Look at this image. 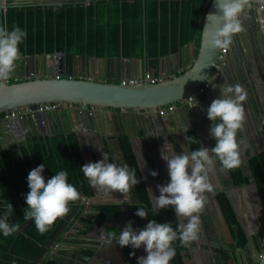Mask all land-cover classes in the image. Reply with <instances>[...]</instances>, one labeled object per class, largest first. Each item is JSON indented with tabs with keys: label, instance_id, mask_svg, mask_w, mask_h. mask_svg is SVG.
<instances>
[{
	"label": "trees",
	"instance_id": "1",
	"mask_svg": "<svg viewBox=\"0 0 264 264\" xmlns=\"http://www.w3.org/2000/svg\"><path fill=\"white\" fill-rule=\"evenodd\" d=\"M213 0H92L69 3L36 4L27 6H10L8 28L20 27L27 33L23 43L19 45L21 55L53 53L56 51H75L87 56H106L123 54L124 56H142L144 51L150 57H161L178 51L190 41H195L196 56L202 42L205 16ZM260 127L264 133V117L260 119ZM130 171L136 172L141 182L134 187L140 202L129 205L102 204L96 205L92 211L80 218V234L96 231L101 235L115 232L119 236L121 230L131 223L133 229L144 228L148 220L158 223H172L175 230L181 223L175 215L174 208L161 209L158 214L147 188L133 144L128 135L119 137ZM191 150L201 146L197 133L189 131ZM151 173H158L156 159L147 155ZM45 165L43 175L46 180L55 173L66 170L68 183L72 184L81 196L94 195V187L84 177L81 167L87 164L77 133L57 131L51 135L35 136L27 142H15L0 150V216L6 205L11 203L13 213L9 216V224H19L18 232L4 237L0 232V264H36L44 254L45 246L51 240L57 243L62 238L61 227L69 219L70 229L79 219L82 210L75 216L69 213L58 218L50 229L41 235L34 221H25L27 209L25 197L30 191L27 183L29 172ZM247 169L242 166L229 171L230 183L234 185L251 184L260 193L264 205V149L247 161ZM153 176L159 184H163V175ZM208 181L209 175H208ZM215 196L232 234L243 246L247 241L246 233L238 220L237 212L227 190H215ZM149 212L147 219L135 215L137 208ZM122 221H124L122 223ZM25 223H27L25 225ZM21 226H24L21 229ZM72 241V240H71ZM193 244H191L192 246ZM173 246L176 255L172 264H195L190 247H182L179 240ZM129 264H137L140 254L131 246L123 247ZM63 250L62 253H68ZM135 256H131V252ZM95 254L94 249H84L80 256L87 260ZM42 264V263H41ZM48 264H62L50 261Z\"/></svg>",
	"mask_w": 264,
	"mask_h": 264
},
{
	"label": "water",
	"instance_id": "2",
	"mask_svg": "<svg viewBox=\"0 0 264 264\" xmlns=\"http://www.w3.org/2000/svg\"><path fill=\"white\" fill-rule=\"evenodd\" d=\"M12 3L19 5L21 0H13ZM29 4L34 5L33 1ZM9 7L10 5L4 4V0H0V25H3L4 21L6 27H8L6 8ZM217 12L218 9L213 0L204 19L202 42L197 56L193 48L191 57L186 59L187 62L180 63L179 67L170 71L165 70L163 63L161 64V58L166 60L170 57L174 58L175 55L181 56L184 48H189L190 45L194 46L195 41L192 40L174 53L155 57L159 60V66L152 64L149 69L153 70L155 76H162V81L158 83L143 81L137 84H124L122 82L123 79H141L143 77L139 75L138 71L135 72L137 69H133V63L140 58L67 54L63 50L45 54L21 55L19 60L25 62H31L38 58V69L36 72H32L29 67L20 66L18 68L16 63V68L10 78L1 80L0 113L22 106H31L36 109L38 104L47 102H60L66 105L55 111H36L25 113L17 119L1 120L0 130L5 129L2 135L6 140L3 141V144L0 143V150L7 148L11 143L27 142L28 139H33L35 136L51 135L57 131L78 133L83 127L104 135V126L108 129L109 124L120 119L122 124L137 130L140 134L143 130L148 137L157 130L160 133L174 131L172 128L175 124L183 129L187 152L192 151L189 131L194 130L201 146L205 147L208 137L205 132L204 120L208 124L212 121L205 119L203 110L205 105L220 98V85L235 86L239 84L248 95L250 91L252 93L257 91L258 81L253 71H261V75L264 76V5L261 4V1L250 0L241 17L246 31L234 36L228 51L210 48L208 45L210 36L220 27L216 17L209 16V14ZM3 14L4 19H2ZM251 49L259 51L257 54L258 63H252L248 53ZM121 59L127 65L124 69L119 66ZM78 62L81 63V66H76ZM142 63L144 68V62L142 61ZM186 66H188L187 69L181 70ZM11 79L18 81L9 82L8 80ZM206 80L211 84V88L205 94L197 96L192 103L172 110L167 108L168 105L176 103L186 96L196 94L198 88ZM74 104L83 106V108L79 109L73 106ZM46 119L52 122L57 121L59 125L57 127L53 125L52 131H49L45 125ZM192 120L195 122V126H192ZM122 134L124 133L118 132L110 137H114L124 165L129 168L119 139ZM128 135H134V132H129ZM256 154L258 153L253 155ZM210 184L213 197L216 198L215 186ZM225 189L223 186L217 188V190ZM135 192L137 194L136 190ZM127 197L125 199L123 194L109 199H102L96 194L90 197L81 196L76 206L80 208L87 202L90 204L89 209L94 204H126L130 203V198ZM218 205L220 206L219 203ZM224 221L229 228L225 218ZM261 223L263 228L260 240L264 244V221L261 220ZM78 224L79 220L67 234L70 235L78 231ZM23 227L21 226V229ZM62 232L60 230L59 233ZM54 241L51 240L46 244L45 255L43 254L39 261L45 260L44 264H48L54 258L57 261L60 260L62 264H74L72 261L63 260L59 254L60 248L54 246ZM234 244L237 245L238 241L234 240ZM119 248L126 264H129L124 249L120 245ZM239 249L241 250L239 255L241 263L238 261V264H264V253L262 254L258 250L252 235L248 234V243L245 248ZM234 253L233 251L222 252L221 259L219 261L218 258L215 259L216 264H234L237 261L232 257ZM228 254H231V257L227 258Z\"/></svg>",
	"mask_w": 264,
	"mask_h": 264
},
{
	"label": "clouds",
	"instance_id": "3",
	"mask_svg": "<svg viewBox=\"0 0 264 264\" xmlns=\"http://www.w3.org/2000/svg\"><path fill=\"white\" fill-rule=\"evenodd\" d=\"M214 2L218 12L209 16L216 17L220 27L210 36L208 45L210 48L227 50L232 45L234 36L246 31L241 17L250 0ZM26 36L27 33L18 26L9 29L0 25V80L9 79L14 72L16 61L21 58L19 45ZM8 81L13 82L12 79ZM220 90V98L214 99L207 109V118L212 121L210 135L216 141L215 146L211 149L200 146L191 152L162 155V159L167 162L170 181L166 185L157 186L159 196L154 198V211L158 214L161 209L172 206L175 215L186 218L187 223L178 224L174 230L172 223H158L153 219L148 220L146 226L138 232L129 223L121 230L118 238L115 232L107 235L102 233L99 240L103 244L111 246L113 242H118L121 248L131 246L133 249L144 246L147 255L139 257L137 264H170L176 255L173 246L175 241L179 240L180 245L187 248L199 239L200 214L204 211L207 201L205 193L212 190L208 181L209 169L216 161L225 172L241 164L236 137L245 120L242 102L246 95L239 85L222 84ZM63 104L62 106L66 105ZM107 160V154H103L101 160L85 164L80 170L92 187L109 193L119 192L127 199V194L141 181L137 179L136 172L130 171L127 165L118 166ZM44 170L45 165L42 163L32 169L27 176L30 191L25 197L27 209L23 216L25 221H34L41 235L46 233L58 218L66 216L70 211L69 203L78 201L81 195L68 183L66 170L55 173L47 180L43 175ZM151 174L158 175L155 171ZM11 213L13 207L8 203L0 216V232L4 237L20 229L19 224L8 223ZM135 215L147 219L149 212L141 207L137 208ZM130 255L135 256V252H131Z\"/></svg>",
	"mask_w": 264,
	"mask_h": 264
},
{
	"label": "crops",
	"instance_id": "4",
	"mask_svg": "<svg viewBox=\"0 0 264 264\" xmlns=\"http://www.w3.org/2000/svg\"><path fill=\"white\" fill-rule=\"evenodd\" d=\"M13 0H4V4H8L10 6H27L30 5L29 2L33 1L34 5L36 4H52V5H58L60 3H69V2H74L77 0H21V3L19 5H14L12 3ZM20 1V0H19ZM256 1H261V4L264 5V0H256ZM33 5V4H32ZM8 9V8H6ZM0 19H1V14H0ZM2 19H4V14ZM3 26H4V21H3ZM204 27V26H203ZM183 46V45H182ZM196 53V46L194 43V46L190 45L189 48H184L183 53L181 56L175 55L174 58H168L164 60L163 58L161 61V64L163 63L164 69L165 70H172L176 67H179L180 63H186L189 57H191V53L193 51ZM228 51V50H227ZM67 54H77V52L72 51H65ZM44 52L43 54H45ZM250 59L252 63H258V55L259 51L255 50H249L248 51ZM112 56V57H134V58H140L136 62L133 63L134 65V70L137 69L135 72L138 71L140 76H144L148 72H152L153 70L149 69L150 65L154 66H159L158 65V58H153L150 57L146 51L142 54V56H124L123 54H118V55H112L108 53L106 56ZM142 58H144L142 60ZM146 60V61H145ZM144 62V68H143V63ZM146 62V63H145ZM18 68L20 66L29 67L32 72H36L38 69L39 65V59L32 60L31 62L29 61H20L18 60L17 62ZM81 66V63L78 62L76 66ZM186 65V64H184ZM119 66L121 68H125V63L123 62V59H121ZM85 64V68H86ZM188 66L185 68H181V70L187 69ZM132 69V70H133ZM154 74V73H153ZM253 74L257 77L258 85H257V91L250 93L247 95L249 98V102L247 105L244 107L245 111V120L243 122V127L240 131L237 133V142L239 146V153H243L245 158L242 160L241 156V163L242 166L246 169V172L249 170L247 169V161L250 159V155L253 156L254 152L260 149L261 144H264L263 138L264 133L261 130L260 127V122L259 118L264 115V76L261 75V71L259 72H254ZM17 79V78H15ZM13 80V81H18V80ZM239 85V84H238ZM258 95V96H257ZM122 122V121H121ZM113 123L108 125V129L104 126V131L106 134V137L102 138L99 140L98 133H96L95 130L90 131L88 128L83 127L80 132L77 133L81 146H82V151L86 157V159L93 160L95 159V156L93 154L94 147L97 148L98 152H102L105 150L106 152H109L110 155L114 153L116 156L119 157V159H122V156L118 154L120 152L118 145L116 144V141L114 137L109 139V135H111V127ZM46 128L49 131H52V126L54 125L57 127L59 124L57 121H50L46 119L45 122ZM115 124H113L114 126ZM174 131H169L168 133H160V131H154L149 137L145 135L144 131L142 130V134L139 132L134 134V135H128L131 139V142L133 144L136 156L138 158V162L140 165V168L142 170L144 179L147 184V188L149 190V193L151 195L150 189L148 187V182H147V177L145 176V169H147L153 184L155 185V188L157 189V192L159 194L158 190V185H166L169 183V175L167 176L166 168L163 167L161 162L158 160V158L155 156L153 152H149L148 149L149 147L151 148L152 143L154 142L157 145H160L162 147V150L164 151V146H168L170 150L174 153L176 152L177 154H180L183 151L187 152V146H186V141L184 139V134H183V129L177 127L174 124V128H172ZM2 128L0 130V143L3 144V141L6 140L5 136L2 134L4 133ZM113 130V129H112ZM2 132V133H1ZM53 134V133H52ZM101 134V133H100ZM123 135V134H122ZM121 136V135H120ZM119 136V137H120ZM159 143H158V142ZM206 144H208L206 142ZM149 146L147 149L145 147ZM214 147V145L209 146L206 145L205 148L211 149ZM140 151L143 153V158H144V163H142L137 155V152ZM95 152V151H94ZM88 154V156H87ZM146 154L152 156L153 158L156 159V166H157V171L160 174V179L162 178L161 175H163V184L157 183V181L153 178L150 170V166L147 161V156ZM121 164H124L123 159L122 162L120 160ZM217 161L216 163L209 169V179L210 182L215 186L214 191L216 190V187L221 188L222 186L225 187L228 191V195L234 205V208L237 212L238 220L240 221L241 226L243 227L246 236H247V241L248 243V234L252 235L254 237V240L256 242V247L258 250L263 254L264 253V244L261 243L260 236H262V228L263 225L261 223V220L264 221V205L260 196V193L256 187H254L251 184H242V185H234L230 183V177H229V182L226 183L222 180L225 177L221 176V173L218 175L216 174V171L218 170L217 168ZM220 165V164H219ZM217 168V170H216ZM168 169V167H167ZM228 173V171H227ZM218 179V180H217ZM150 183V181H149ZM207 193V194H206ZM205 195L207 197L206 205L204 208V211L200 214V222H201V231L199 234V239L197 241H194L191 246V252L194 258L195 264H216L215 259L218 258V261L221 259V253L222 252H235L232 257L237 259L234 264H238V261H240L239 255L240 249L239 248H245L246 243L243 246L236 245L234 244V240H237L234 235L231 232L230 227L228 228L225 221H224V215L222 214V210L220 206L217 203L216 198L213 197V192L208 191L206 192ZM215 194V193H214ZM102 197V199H109L113 198L116 196H113L112 193H103L99 195ZM152 196V195H151ZM152 202L154 204V199L151 197ZM211 199V202L208 200ZM181 223H187V219L183 217H179ZM69 224V219L66 221V226L68 227ZM72 227L70 228V230ZM143 229V228H142ZM136 230V229H135ZM141 230V229H140ZM137 232L139 230H136ZM90 239H96V240H89L87 241L88 244L85 246L94 249L95 250V256L91 257L87 260H71L74 264H126V260L123 257L119 245L117 242H113L111 246L107 244H103L99 240V233L96 231L90 232L87 236ZM56 245V244H55ZM140 257L146 256L147 253L144 250V246H141L140 249H137ZM231 257V254L227 255V258ZM226 263V262H225ZM170 264L171 261H170Z\"/></svg>",
	"mask_w": 264,
	"mask_h": 264
},
{
	"label": "flooded vegetation",
	"instance_id": "5",
	"mask_svg": "<svg viewBox=\"0 0 264 264\" xmlns=\"http://www.w3.org/2000/svg\"><path fill=\"white\" fill-rule=\"evenodd\" d=\"M242 89V88H241ZM243 90V89H242ZM243 94H245L246 95V99L242 102V104H243V107H245V105H247L248 103H250L249 102V98H248V96H247V93H245L244 92V90H243ZM210 106V104H207V105H205V107H204V113L205 114H203V116H205V119H208L207 118V109H208V107ZM264 117V115L262 116V117H260L258 120H259V122H260V119H262ZM118 120H119V118H118ZM209 120V119H208ZM113 124H115L114 126H113ZM112 124V126L110 125V127H111V135L112 134H118V132H123L124 134H128L129 132H134V134H136V133H138V131L137 130H135V129H133V128H131V127H129V126H126V125H124V124H122V122H121V119L119 120V121H115L114 123ZM204 124H205V132H206V135H207V137H208V139H207V145H209V146H212V145H214L215 146V143H216V141L211 137V135H210V127L212 126V123L211 122H209V124L208 123H206V121L204 120ZM192 126H195V122L192 120ZM113 129V130H112ZM123 134V135H124ZM98 135H100L99 136V140H101V137L102 138H104V137H106V134H100V133H98ZM111 135H109V136H111ZM109 139H111L112 137H108ZM262 138H263V141H264V137L262 136ZM158 142V141H157ZM159 143V142H158ZM159 147H160V145H158ZM264 149V144H261V146H260V149H258L257 151H255L254 153H260L262 150ZM95 151V152H94ZM94 151H93V154H94V156H95V159H94V161L93 160H90V159H88L87 158V164L88 163H92V162H97V161H99V160H101L102 158H103V154H107V156H108V160H107V162H111V163H115V164H117L118 166L119 165H124V164H121L120 163V160H121V162H122V159H119V157L118 156H116L114 153H112L111 155H110V153L109 152H106L105 150L103 151V153L102 152H98L97 151V148L96 147H94ZM118 154H119V156H120V152H118ZM252 157V156H251ZM208 174H209V172H208ZM228 175H229V171H228ZM229 177H230V175H229ZM210 180V179H209ZM211 183V182H210ZM214 189H215V187H214ZM216 189H217V187H216ZM94 190H95V192H94V194H96V195H100V194H103V193H109V192H104V191H101V190H99V191H97V189L96 188H94ZM113 194V196H118L119 194H121V193H119V192H114V193H112ZM207 194V193H206ZM127 196H129V198H130V203H126V204H123V205H129V204H132V203H135V202H140V200H139V196L136 194V192H135V190H134V187L132 188V190L127 194ZM115 197V198H116ZM208 197V196H207ZM210 202H211V199H208ZM77 204H78V202H77ZM76 204V205H77ZM116 204H121V203H116ZM75 204L74 205H71L70 207H71V211H70V216H75V214L79 211V210H82V214H81V216H79V219H77V220H75V223H73V226H75L76 225V223H77V221L79 220L80 221V218L81 217H83V216H85V215H87V214H89L91 211H92V208L94 207V206H96V205H102V204H94V205H92V207L89 209L88 208V206L90 205L88 202L87 203H84V205H82L80 208H77V206H76ZM206 205V204H205ZM27 223H25V225H26ZM81 223L79 222V224L77 225V227H78V229H80L81 228ZM72 226V227H73ZM66 228H67V226H66V224H64L62 227H61V229L60 230H62L63 232H62V238L57 242V243H54V246L55 247H58V248H60V251H59V254H60V256L63 258V260L65 261V260H67V261H73V260H80V261H83L82 260V258H81V256H80V253L84 250V249H91V248H89V247H87V246H85L86 244H88V242L87 241H89V240H96V239H90V238H88L87 236H88V234H85V235H83V234H80L79 233V230L78 231H76L75 233H72V234H70V235H68L67 233L70 231V229H67L66 230ZM117 238H118V236H117ZM72 240V241H71ZM55 242V241H54ZM56 244V245H55ZM63 250H69L68 251V253H62V251ZM45 255V254H44ZM95 256V254L94 255H92L91 257H94ZM90 257V258H91ZM89 259V258H88ZM57 261V259H54V258H52V261ZM85 261V260H84ZM83 261V262H84ZM44 262H46L45 260H41V261H39V259H38V261L36 262V264H44ZM58 262H60V260H58Z\"/></svg>",
	"mask_w": 264,
	"mask_h": 264
},
{
	"label": "built area",
	"instance_id": "6",
	"mask_svg": "<svg viewBox=\"0 0 264 264\" xmlns=\"http://www.w3.org/2000/svg\"><path fill=\"white\" fill-rule=\"evenodd\" d=\"M78 1H85L87 4H89L92 0H78ZM143 81H147L149 83H158V82L162 81V76H155L152 72H148L141 79L132 78L130 80H122V82L124 84H129V83L130 84H137V83H140ZM0 85H1V80H0ZM210 86H211V84L209 83V81H205L198 88L196 94L189 95V96L183 98L182 100H180L176 103H172L167 108L172 110V109H175L176 107L192 103L197 96L204 94L208 90V88H210ZM62 105H64V104L59 103V102H47V103L38 104L36 109H33L31 106H22V107H18L15 109H10L9 111L0 113V121L5 120V119H17V118H20L25 113H33L36 111H38V112L54 111V110L59 109ZM73 106H76L79 109L83 108V106H79L76 104H74ZM93 108L94 107L92 106V109Z\"/></svg>",
	"mask_w": 264,
	"mask_h": 264
},
{
	"label": "rangeland",
	"instance_id": "7",
	"mask_svg": "<svg viewBox=\"0 0 264 264\" xmlns=\"http://www.w3.org/2000/svg\"><path fill=\"white\" fill-rule=\"evenodd\" d=\"M149 146H147V147H145V149H147ZM164 151L162 150V147L160 146H158L157 144H155L154 142L152 143V146H151V148L149 147V149H148V151L149 152H153L154 154H155V156L158 158V160L161 162V164L163 165V167H165L166 168V171L168 170L167 169V162L164 160V159H162V155H171V154H173V152L170 150V148L166 145V146H164ZM137 155H138V157H139V159H140V161L142 162V163H144V158H143V153L142 152H140V151H138L137 152ZM87 156H88V154H87ZM241 158H242V160L245 158V156L243 155V153H241ZM217 168H218V170H217V168H216V174L218 175V172H219V174L221 173V176L222 177H225L226 176V178H223V180H222V183H223V181L224 182H226V183H228L229 182V177H228V173L227 172H225V171H222L221 170V165H219V162L217 161ZM145 176L147 177V182H148V187H149V189H150V192H151V197L154 199L156 196H159V194H158V192H157V189L155 188V185L153 184V182H152V179H151V177H150V175H149V173H148V171H147V169H145ZM167 176H168V172H167ZM218 180V179H217ZM149 181H150V183H149ZM169 181H170V179H169ZM97 189V188H96ZM97 191H99L98 189H97ZM124 221H122V223H123Z\"/></svg>",
	"mask_w": 264,
	"mask_h": 264
}]
</instances>
